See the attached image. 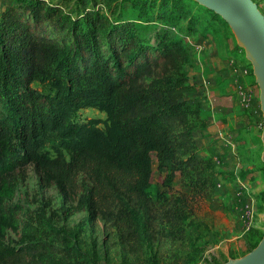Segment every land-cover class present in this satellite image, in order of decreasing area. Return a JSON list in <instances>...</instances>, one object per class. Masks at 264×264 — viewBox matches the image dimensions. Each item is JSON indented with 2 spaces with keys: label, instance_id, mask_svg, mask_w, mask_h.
<instances>
[{
  "label": "trees",
  "instance_id": "1",
  "mask_svg": "<svg viewBox=\"0 0 264 264\" xmlns=\"http://www.w3.org/2000/svg\"><path fill=\"white\" fill-rule=\"evenodd\" d=\"M46 1L18 0L0 9V264L76 262L70 238L49 218L11 204L28 165L71 203L67 216L87 207L115 227L132 257L140 255L142 239H182L184 222L213 184L193 139L192 122L202 110L187 96L194 86L185 47L168 31L148 41L138 23L152 0H120L133 7V18L110 24L84 12L69 29L63 6ZM159 1L169 7L178 0ZM50 27L68 29L71 41ZM88 106L105 111L104 129L94 120H73ZM51 134L62 151L49 159L41 148ZM153 159L188 189L169 184L150 193Z\"/></svg>",
  "mask_w": 264,
  "mask_h": 264
},
{
  "label": "rangeland",
  "instance_id": "2",
  "mask_svg": "<svg viewBox=\"0 0 264 264\" xmlns=\"http://www.w3.org/2000/svg\"><path fill=\"white\" fill-rule=\"evenodd\" d=\"M174 1V0H172ZM264 15V0H253ZM58 4L62 14L71 22L84 12L93 16L102 15L105 24L123 18H133L131 9L120 0H47ZM145 16L138 23L151 40L158 31H168L179 38L188 58L185 70L188 82L194 86L187 94L193 104L202 109L204 90L197 83L201 74H212L217 86L224 88L239 69L251 91L244 87L245 97L236 99L228 91L222 92L213 102L216 108L210 120L202 111L201 118L195 119L193 139L197 156L209 164L208 174L212 177L208 199L200 201L193 215L184 222L183 238L172 239L155 236L149 244L142 239L140 255L132 257L123 249L117 230L110 223L97 216H90L86 207L83 211L66 215L71 206L64 200L56 186L42 183L32 165L23 171L11 204H18L23 212L44 215L62 234L70 238L69 244L75 251V264H223L229 258L242 256L260 240L264 231V167L261 160V132L263 118L259 105V91L252 73V66L245 58L230 27L220 16L208 12L198 3L178 0L163 6L159 0H152ZM18 4V0H0V9ZM179 5L180 10L175 11ZM172 6V8H171ZM160 7H162L160 9ZM162 16H158L160 12ZM109 26V25H108ZM68 29L49 32L71 41ZM217 80L220 81L217 82ZM43 91L48 86L36 83ZM226 92V93H225ZM252 93V95H248ZM203 116V117H202ZM73 120L85 122L94 120L104 129L108 120L103 110L81 107L75 111ZM42 154L53 158L61 152L60 139L51 134L41 148ZM153 173L150 193L161 192L170 184L175 191L188 189L187 183L178 176L169 178L166 169H157L153 159ZM82 176L77 178L81 183ZM150 228L154 230L155 226ZM60 240L56 241L59 244Z\"/></svg>",
  "mask_w": 264,
  "mask_h": 264
},
{
  "label": "water",
  "instance_id": "3",
  "mask_svg": "<svg viewBox=\"0 0 264 264\" xmlns=\"http://www.w3.org/2000/svg\"><path fill=\"white\" fill-rule=\"evenodd\" d=\"M213 10L228 24L237 45L252 66L259 91L263 118L261 160L264 167V15L253 0H194ZM223 264H264V231L258 243L242 256L229 258Z\"/></svg>",
  "mask_w": 264,
  "mask_h": 264
},
{
  "label": "crops",
  "instance_id": "4",
  "mask_svg": "<svg viewBox=\"0 0 264 264\" xmlns=\"http://www.w3.org/2000/svg\"><path fill=\"white\" fill-rule=\"evenodd\" d=\"M237 73H233V78H229L227 82L221 81V85L227 83L224 88H220L217 86L216 82L213 81L214 76L212 74H201L200 80L197 82L201 89L204 90L202 97V111H204L205 115L207 114V120H210L213 114L215 113L216 108L212 105L213 102L219 97V95L225 91L232 94L236 99L242 100L245 97L244 87L247 91H251L252 86L247 83V79L243 78V75L240 76L241 71L238 69ZM217 82L220 83L219 80ZM249 82V81H248ZM224 89V90H223ZM226 93V92H225ZM248 95H252V93H248Z\"/></svg>",
  "mask_w": 264,
  "mask_h": 264
}]
</instances>
